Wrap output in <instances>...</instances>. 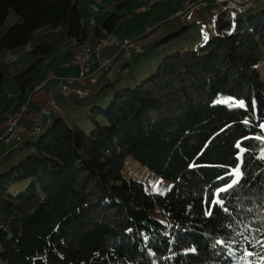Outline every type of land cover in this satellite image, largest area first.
<instances>
[{
    "label": "trees",
    "instance_id": "16d2710c",
    "mask_svg": "<svg viewBox=\"0 0 264 264\" xmlns=\"http://www.w3.org/2000/svg\"><path fill=\"white\" fill-rule=\"evenodd\" d=\"M9 16L20 20L0 50L30 45L42 60L55 44L31 43L45 26L77 47L88 38L77 0H0V26ZM119 20L100 27L112 33ZM216 25L203 42L187 41L186 24L151 40L146 27L116 76L122 50L102 55L106 70L93 58L83 85L94 97L57 115L54 102L49 127L0 172V264H264V0ZM104 87L113 92L100 98ZM128 158L168 187L147 189ZM215 198L230 213L209 215Z\"/></svg>",
    "mask_w": 264,
    "mask_h": 264
},
{
    "label": "rangeland",
    "instance_id": "374dc122",
    "mask_svg": "<svg viewBox=\"0 0 264 264\" xmlns=\"http://www.w3.org/2000/svg\"><path fill=\"white\" fill-rule=\"evenodd\" d=\"M79 2L80 11L82 13V18L85 20L87 25V30L91 32V30L98 26L100 27L101 22L111 13H117L120 15V20L117 23L116 28L112 31V33L104 32V30L100 27L102 33H104L102 40L98 43L100 46H103V39L107 37L108 34L113 35L116 38L126 37L129 39H137L144 33L145 28L148 26L153 27L152 31L146 36L149 40L162 37L164 34H167L172 31H176L183 27L185 24L189 27L186 36L188 42L196 41L203 42L211 35L217 32L216 20L219 14L211 12V6L213 0H201L205 1V6L197 5L194 12L188 16L187 13L181 14V16H172L173 12L178 9H183L182 3L186 0H77ZM154 1L153 3H150ZM192 3H197L198 0H188ZM123 2H127L126 5H120ZM125 4V3H124ZM93 5V8L90 6ZM146 7V8H145ZM90 8V10H89ZM247 10V9H246ZM245 12V11H244ZM13 15L14 13L11 12ZM236 15L232 14V18ZM9 16L3 24L0 26V35L4 32L5 28L11 24L14 20H20L18 17ZM93 19L94 23H90V20ZM224 19V18H222ZM18 20V21H19ZM226 21V20H225ZM227 22H229L227 20ZM60 33L56 32V29L51 28L49 26H45L38 31H35L34 37L32 40L33 45H37L43 40H47L48 42L54 43V49L44 55V58L40 60L39 56H35L31 53V50L25 51L24 47H18L12 51L0 52V72L2 73V84H1V93H0V122L4 121L6 118V113L12 109L20 110L22 102L28 101V96L22 95L24 97L17 105V107L12 106L14 102L17 101V97L21 93L23 89H27L29 93L30 89L33 86V83L40 82V80L45 76L49 69H53V65H46L57 53L64 52L66 50L65 43L63 40H60ZM120 34L126 35L122 36ZM93 35V34H92ZM160 37V38H161ZM207 37V38H205ZM67 40V37L65 36ZM84 44H89L92 42L91 46L94 45L97 47V43L94 44V41L87 38L83 41ZM82 42V43H83ZM88 42V43H87ZM75 46L77 47L80 44L78 41H75ZM106 48V47H104ZM147 46L145 47V49ZM73 50L72 46L70 47ZM107 50L112 49L114 53H118L120 51L119 47L109 46L106 48ZM71 52V60H72V51ZM12 52V53H10ZM14 53V54H13ZM8 54H13V59L5 60V56ZM69 60V59H68ZM127 61V58L124 55V52L120 53L117 61L111 66L109 69V73L111 75H118L121 66ZM73 62V61H72ZM34 63V64H33ZM71 63V61H70ZM74 63V62H73ZM33 64V65H32ZM52 64H58V61L52 62ZM90 64L94 69L97 66V62L92 58L90 60ZM32 65L31 69L27 71V67ZM78 68L75 64H70V67ZM20 73H23L21 76H18ZM79 73V70H77ZM101 71L96 72V76H99ZM93 75V74H92ZM91 75V76H92ZM90 76V77H91ZM95 76V77H96ZM33 78V83L31 79ZM47 77V76H46ZM68 77V76H66ZM65 78V77H64ZM49 84L44 87L45 90H48L52 85L57 88L58 81L50 80ZM24 84V85H23ZM46 84V83H45ZM41 85V84H40ZM36 88V87H35ZM59 89V87H58ZM96 87H93L91 91L95 92ZM38 89H34L37 91ZM111 89L106 87L103 88L101 92L97 94L100 98H107L111 96ZM11 94H14V97H11ZM94 97L92 96L79 99L74 95L70 98L63 97L60 93L56 95V99L60 105L65 107L66 110H69V105H84L89 102ZM48 98V96H47ZM46 98V99H47ZM96 98V95H95ZM46 101V100H45ZM44 101V102H45ZM43 102V103H44ZM34 106V104H31ZM26 108V106H23ZM77 107V106H76ZM16 108V109H15ZM41 108V107H40ZM40 110V109H39ZM15 112V111H14ZM10 113L6 119V127L9 123L10 116L14 113ZM48 115L41 114L39 118L40 121H43L40 132H33V125L36 120L29 118L28 116L23 115L21 117V125L25 128V131L21 133L20 139H12L9 141L0 140V172L5 168L11 166L13 163L19 161L26 153L27 149L24 148V142L27 140L35 139L41 133H43L51 124L54 117L51 116V122L48 123L47 120ZM262 124V123H261ZM6 129V128H5ZM261 129V128H260ZM4 130L0 129V136L3 134ZM264 134V131H263ZM264 137V135H263ZM235 167L231 166L230 170ZM126 168L130 170L131 176L135 179L142 181L144 186L154 192H163L168 184L161 178H159L154 172H152L149 168L142 166L141 164L135 162L133 159L128 158L126 160ZM214 201H219L217 198L213 199L210 203V206L207 209V212L213 207L220 213H230V211H225L226 207L224 203H214ZM243 264H251L249 262Z\"/></svg>",
    "mask_w": 264,
    "mask_h": 264
},
{
    "label": "built area",
    "instance_id": "2783aa9c",
    "mask_svg": "<svg viewBox=\"0 0 264 264\" xmlns=\"http://www.w3.org/2000/svg\"><path fill=\"white\" fill-rule=\"evenodd\" d=\"M249 1L255 0H213L211 6V12L213 13H228V11H239L241 8H245L246 4ZM205 3H185L190 7V9L185 13L192 14L194 12V8L197 5H204ZM88 43V42H87ZM113 47H119L122 50L126 57L130 56L132 51H136L137 49L142 48L139 42H135L130 40L129 38L121 37L119 40L113 41V43L108 44ZM106 50L103 46L97 44V48L94 51H90L86 58H79L77 55L75 58L74 64L77 65L79 69V73L76 76H68L65 78H59L56 75L52 74L51 77L48 78L57 80L59 83V93L68 98L71 95H74L77 98H86V92L89 91L87 87L83 85L85 79H87L88 74L91 70L90 60L95 58L99 61L98 68L101 70H106L110 64L111 59L102 58L103 52ZM46 81L42 82L40 85H45ZM49 99H53L51 93L48 95V98L43 103L44 105L41 107V114L49 113ZM25 108H23V112L21 115H11L9 118V123L7 124L6 129L3 134L0 136V140L9 141L12 139H20L21 133L23 132V127L21 125V117L24 113ZM53 113H55L53 111ZM43 121L37 120L33 125V132H36V129L41 126Z\"/></svg>",
    "mask_w": 264,
    "mask_h": 264
},
{
    "label": "crops",
    "instance_id": "0c3cea01",
    "mask_svg": "<svg viewBox=\"0 0 264 264\" xmlns=\"http://www.w3.org/2000/svg\"><path fill=\"white\" fill-rule=\"evenodd\" d=\"M146 8V7H145ZM175 12V11H174ZM173 12V13H174ZM81 15H82V13H81ZM190 15V13L189 14H187L186 16H188V17H190L189 16ZM82 20H83V18H82ZM83 22H84V25H85V27H86V31H87V33H88V38L89 39H91V40H93L94 41V43H100V41L102 40L101 38L103 37V35H104V33H102V31L100 30V28L98 27V26H96L95 28H94V30L92 29L91 30V32H89L88 30H87V25H86V23H85V20H83ZM148 27H151V26H148ZM98 28V29H97ZM41 29V28H40ZM40 29H38V30H40ZM38 30H36V31H38ZM61 32V31H60ZM62 32H63V30H62ZM93 34V35H92ZM143 34V33H142ZM141 34V35H142ZM120 35H122V36H126V35H123V34H120ZM59 38H60V40L62 41L63 40V43H65L64 45H65V48H66V50L64 51V52H61V53H57L55 56H54V59H52L49 63H46V65H48L49 64V66L50 65H53V69H49L48 71H47V73L45 74V76L40 80V82H35V83H33V81H34V77L31 79V82L30 83H33V86H32V88L30 89V91H29V93L27 92V89H23L22 91H21V93L19 94V96L17 97V101L16 102H14L13 103V105L12 106H14V107H17V105L19 104V103H21V101H22V99L24 98V97H22L21 98V96L22 95H25V96H28V101L27 102H22L21 104H19V105H22L21 107H23V106H26V107H28L27 108V111L23 114V115H25V116H28L29 118H32L33 120H36V119H38V118H40L41 117V115H40V112H39V109H40V107L42 106V104H43V102L46 100V98H47V96L51 93V95H52V97L54 98V102H55V104H54V112H55V115H57L58 113H66V109H65V107H63L62 105H60L59 103H58V101H57V99H56V95L59 93V89H58V87L60 86L59 85V83L56 85L57 86V88L55 89V87L52 85V87L50 88V86H49V88H48V90H45L44 89V87L40 90V91H34V89H35V87H37V86H39L40 84H42V82H44L45 80H46V76H47V74H48V72L49 71H53V74H55L57 77H59V78H61V77H66V76H76V75H78V73H77V70H79L78 68L76 69V68H74L73 66H71L70 67V64H74L73 62H72V60H71V52H70V42L68 41V39L66 40L65 39V34H59ZM127 37V36H126ZM44 41V40H43ZM42 41V42H43ZM45 41H47V40H45ZM41 43V42H40ZM115 48V47H114ZM55 50V49H54ZM5 51H7V50H5V49H1L0 50V52H5ZM117 50H115L114 49V51L112 50V49H109V50H105L104 52H103V56L104 57H112V56H114V55H116V53H114V52H116ZM6 53V52H5ZM14 54V53H13ZM69 59V60H68ZM56 61H58V64L59 65H56V64H52V62H56ZM70 61H71V63H70ZM94 61H96V60H94ZM114 61H117V59H115ZM76 65V64H75ZM95 69V68H94ZM96 72L97 71H95L94 73H93V75L90 77V79H94V77L96 76ZM50 80H48L47 82H46V84L44 85V86H46V85H48ZM71 96H73V95H71ZM71 96H69L68 98H70ZM11 97L13 98L14 97V94H11ZM77 98V97H76ZM80 99V98H79ZM81 99H83V98H81ZM34 104V106H32L31 104ZM69 108H71V105H69L68 106ZM16 109V108H15ZM15 112L16 111H18V110H14ZM12 109H10L7 113H6V118H5V120L4 121H2V122H0V129H3V130H5V128H6V119H7V116L10 114V113H12V112H14ZM22 115V116H23ZM51 116L52 115H50L49 117H47V120L46 121H51V119L53 118H51ZM21 121V120H20ZM23 127V126H22ZM23 131H25V128L23 127Z\"/></svg>",
    "mask_w": 264,
    "mask_h": 264
},
{
    "label": "bare ground",
    "instance_id": "6f19581e",
    "mask_svg": "<svg viewBox=\"0 0 264 264\" xmlns=\"http://www.w3.org/2000/svg\"><path fill=\"white\" fill-rule=\"evenodd\" d=\"M154 1H151L150 3H153ZM198 2H200V3H205L206 4V2L205 1H201V0H198ZM250 2H252V1H249L248 2V4H246V7L245 8H241V9H239V11H228V13H219L220 14V16H221V18H224L223 20H228V21H230L232 18V14L233 15H239V14H241V13H243L244 11H246V9L249 7V3ZM185 3H192V2H190V1H188V0H186V1H184L183 3H182V5H183V9H178V10H176L174 13H173V15L172 16H175V17H177V16H181V14H184L185 12H187L189 9H190V7L189 6H187V5H184ZM205 4L204 5H202V6H205ZM90 8H93V5H91L90 6ZM90 8H89V10H90ZM196 8V7H195ZM195 8H194V10H195ZM188 14V13H187ZM90 23H94V20L93 19H91L90 20ZM57 31V30H56ZM126 38V37H125ZM119 39H121V38H116V37H114L113 35H111V34H108L107 35V37L106 38H104L103 39V43H102V45H103V47H109V46H111V45H108V44H111V43H113V41H115V40H119ZM130 40H132V39H130ZM68 41L72 44V48H73V50H72V61L73 62H75V58H76V56L78 55L79 56V58H86L87 56H88V54H89V52L90 51H94L97 47H95L94 45H92L91 46V44H92V42H90V45L89 44H84V42L83 43H81V45H79V47H76L75 46V39H68ZM32 49V47L30 46V45H27L26 47H24V50L25 51H29V50H31ZM140 49H137L136 51H139ZM11 57H13V54H8V55H6L5 56V60H11V59H13V58H11ZM102 58H104V57H102ZM108 59V58H107ZM99 62V61H98ZM99 65V64H98ZM99 69V68H98ZM53 74V72L52 71H49V73H48V78L49 77H51V75ZM55 75V74H54ZM61 78H64V77H61ZM50 80V79H49ZM51 80H53V79H51ZM38 88H40V85L39 86H37L35 89H38ZM54 104V99H49V106H48V109H49V107L51 106V105H53ZM44 104H42V106H43ZM41 106V107H42ZM23 108H25V107H21V109L19 110V111H16V112H14L12 115H21L22 114V112H23ZM40 113H41V108H40ZM45 115H48V117L50 116V114H51V111H50V109H49V113H44ZM37 120H39V119H36V121ZM49 121V120H48ZM40 128H41V126H39L37 129H36V132L35 133H37V132H39L40 131Z\"/></svg>",
    "mask_w": 264,
    "mask_h": 264
},
{
    "label": "snow or ice",
    "instance_id": "6c2138e0",
    "mask_svg": "<svg viewBox=\"0 0 264 264\" xmlns=\"http://www.w3.org/2000/svg\"><path fill=\"white\" fill-rule=\"evenodd\" d=\"M205 38H207V37H205ZM239 106H240V107H244V103H243V101H241V102L239 103ZM247 122H248V121H245V123H247ZM259 127L261 128L262 131H264V123L260 124ZM256 138H257V139H264V137H256ZM246 139H247V138H246ZM236 147H237L238 149H240L241 152L244 151V150L241 148L239 142H237ZM262 158H264V157H262ZM229 175H233V176H235V179H233V180L231 181V183L227 185V188H231V187H233V185H235V184L238 183L239 178H240V176L242 175V173H241V169H240V165L237 164V165L232 169V172L229 173ZM227 188H221V189H219L218 191H219V192H224V191L227 190ZM214 203H222V201H214ZM225 211H227V209H225ZM208 214H209V215L212 214V213H211V210L209 211ZM217 243H222V241H217ZM249 255H251V253H249Z\"/></svg>",
    "mask_w": 264,
    "mask_h": 264
}]
</instances>
